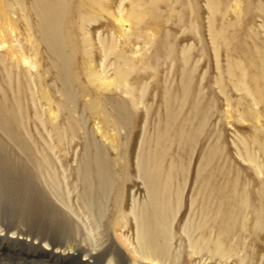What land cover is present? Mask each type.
Here are the masks:
<instances>
[{
  "label": "rangeland",
  "instance_id": "obj_1",
  "mask_svg": "<svg viewBox=\"0 0 264 264\" xmlns=\"http://www.w3.org/2000/svg\"><path fill=\"white\" fill-rule=\"evenodd\" d=\"M44 1L0 0V151L82 231L37 238L2 203L0 264H264V0H59L56 46ZM143 164L176 210L164 260L132 248Z\"/></svg>",
  "mask_w": 264,
  "mask_h": 264
},
{
  "label": "bare ground",
  "instance_id": "obj_2",
  "mask_svg": "<svg viewBox=\"0 0 264 264\" xmlns=\"http://www.w3.org/2000/svg\"><path fill=\"white\" fill-rule=\"evenodd\" d=\"M44 5L47 7L45 15L49 19V23L44 24V31L47 32L51 43L56 46L63 40L56 19L60 9V2L59 0H45ZM56 51L60 52L58 50ZM6 119L8 123H10V118ZM0 122L6 129L7 134L14 138L2 113H0ZM23 149L25 150L24 147ZM30 160L32 159L30 158ZM32 162L34 163L33 160ZM34 164L36 166V163ZM146 168L147 167L143 164L142 176L147 188L146 192L149 197V205L145 204L138 209L133 208L131 210V215L133 216L136 226L137 243V245L132 248H134L135 253L143 260H164L169 256V251L171 249L173 239L171 235V226L172 221L175 219L176 210L170 208L169 205H165L168 199L167 196H163V201L161 200L163 193L160 190L157 175L156 173L146 170ZM87 170L88 168L85 167L83 172L85 187L88 185L91 176V173ZM95 171L99 189L95 190L94 193H92L90 189L84 190L80 200L86 210V216L91 218L93 223L98 227L106 214L103 196L106 192V187L111 183L112 177L104 168L101 160H95ZM53 194H56L60 202L73 213L69 203L67 204L65 202V198L59 194L55 186L53 188ZM158 198H160V200ZM2 203L14 207L15 215L19 216L22 222H36L37 238L45 239L48 238L49 235L52 236V234H61L60 236L71 240L82 231L80 225L75 223L72 216H68L59 209L51 207L49 201L36 187L31 175L23 168L9 163L7 157L1 150L0 204ZM73 215L75 214L73 213ZM125 242H127V240ZM192 245L197 247L196 250H204L206 248L198 243H193Z\"/></svg>",
  "mask_w": 264,
  "mask_h": 264
}]
</instances>
